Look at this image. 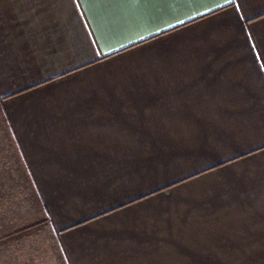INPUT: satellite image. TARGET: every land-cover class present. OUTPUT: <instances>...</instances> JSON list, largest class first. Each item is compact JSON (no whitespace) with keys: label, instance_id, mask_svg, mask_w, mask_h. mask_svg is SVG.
<instances>
[{"label":"crops","instance_id":"0c3cea01","mask_svg":"<svg viewBox=\"0 0 264 264\" xmlns=\"http://www.w3.org/2000/svg\"><path fill=\"white\" fill-rule=\"evenodd\" d=\"M39 228L56 264H264V0H0V246Z\"/></svg>","mask_w":264,"mask_h":264},{"label":"rangeland","instance_id":"374dc122","mask_svg":"<svg viewBox=\"0 0 264 264\" xmlns=\"http://www.w3.org/2000/svg\"><path fill=\"white\" fill-rule=\"evenodd\" d=\"M44 219L42 215L35 217L32 222ZM26 225V226H25ZM31 223L26 221L25 224L19 225V229L23 226H30ZM28 230V229H25ZM22 232V231H21ZM18 239V243L14 248V244L0 246V264H56L57 257L54 242L47 228H39L29 232Z\"/></svg>","mask_w":264,"mask_h":264},{"label":"snow or ice","instance_id":"6c2138e0","mask_svg":"<svg viewBox=\"0 0 264 264\" xmlns=\"http://www.w3.org/2000/svg\"><path fill=\"white\" fill-rule=\"evenodd\" d=\"M82 5L83 4H88V3H113L117 5H123V6H128V7H133V6H139L142 4H148V3H159L161 0H81ZM175 2V0H173ZM232 0H225V3H231Z\"/></svg>","mask_w":264,"mask_h":264},{"label":"trees","instance_id":"16d2710c","mask_svg":"<svg viewBox=\"0 0 264 264\" xmlns=\"http://www.w3.org/2000/svg\"><path fill=\"white\" fill-rule=\"evenodd\" d=\"M40 212H41V210H40ZM43 222H46V220L45 219L37 220V221L33 222L30 226H28V228H33V227H36V226H40V225H42ZM28 228L27 227L21 228V230H25V229H28Z\"/></svg>","mask_w":264,"mask_h":264}]
</instances>
